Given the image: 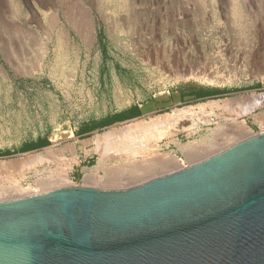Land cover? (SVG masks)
Wrapping results in <instances>:
<instances>
[{
    "label": "rangeland",
    "instance_id": "obj_1",
    "mask_svg": "<svg viewBox=\"0 0 264 264\" xmlns=\"http://www.w3.org/2000/svg\"><path fill=\"white\" fill-rule=\"evenodd\" d=\"M242 124L264 131V0H0L3 200L133 187L250 137Z\"/></svg>",
    "mask_w": 264,
    "mask_h": 264
},
{
    "label": "water",
    "instance_id": "obj_2",
    "mask_svg": "<svg viewBox=\"0 0 264 264\" xmlns=\"http://www.w3.org/2000/svg\"><path fill=\"white\" fill-rule=\"evenodd\" d=\"M0 264H264V131L133 187L0 200Z\"/></svg>",
    "mask_w": 264,
    "mask_h": 264
},
{
    "label": "bare ground",
    "instance_id": "obj_3",
    "mask_svg": "<svg viewBox=\"0 0 264 264\" xmlns=\"http://www.w3.org/2000/svg\"><path fill=\"white\" fill-rule=\"evenodd\" d=\"M37 21V20H36ZM42 25V24H41ZM243 123V122H242ZM241 128H242V131H243V133H245L246 134V136L248 137V136H250V137H252L253 135H254V132H253V130L251 129V128H249L248 126H246L245 124H242L241 125ZM250 137H248V138H250ZM248 138H246V139H248ZM245 140V139H244ZM243 141V140H242ZM154 157V156H153ZM30 159V158H29ZM29 159L24 163V164H21V165H19L18 166V168H16L17 169V171H18V173H20L21 174V176L22 177H24V175H25V173H27L28 171H29V169L34 165V162H36V161H33L34 159H36V158H34L33 160L32 159H30V161H29ZM32 160V161H31ZM178 160V159H177ZM40 163V162H39ZM179 163V162H178ZM180 164V163H179ZM183 164V163H182ZM181 165V164H180ZM3 169V168H2ZM7 169V168H6ZM182 169V168H181ZM65 178L66 177H64V180H65ZM22 179V178H21ZM17 182H18V180H17ZM11 183V182H10ZM20 184V183H19ZM14 185V184H13ZM21 185V184H20ZM16 192H18L17 193V195H15L13 198H21V197H25V196H29V195H33V194H37V193H39L40 191H38V190H32V189H24L23 187H21V186H19V185H17V187H16ZM8 199V198H7ZM10 199H11V197H10ZM0 200H3L2 198H0ZM5 200V199H4Z\"/></svg>",
    "mask_w": 264,
    "mask_h": 264
},
{
    "label": "trees",
    "instance_id": "obj_4",
    "mask_svg": "<svg viewBox=\"0 0 264 264\" xmlns=\"http://www.w3.org/2000/svg\"><path fill=\"white\" fill-rule=\"evenodd\" d=\"M211 94H207V93H200L197 95L198 98H200L199 100L203 99L202 97H205V96H209ZM123 117H117L116 120H120L122 119ZM49 144V142L47 140L45 141H40L38 142L37 144H33V145H30V146H27L23 149V152H28V151H33V150H37V149H40V148H43V147H46L47 145ZM1 155H4L0 152V156Z\"/></svg>",
    "mask_w": 264,
    "mask_h": 264
}]
</instances>
